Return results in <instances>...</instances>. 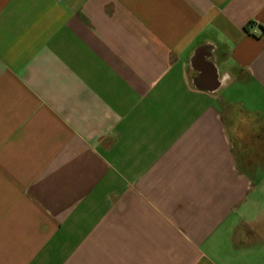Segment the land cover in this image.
Returning a JSON list of instances; mask_svg holds the SVG:
<instances>
[{"label":"crops","instance_id":"crops-1","mask_svg":"<svg viewBox=\"0 0 264 264\" xmlns=\"http://www.w3.org/2000/svg\"><path fill=\"white\" fill-rule=\"evenodd\" d=\"M0 264H264V0H0Z\"/></svg>","mask_w":264,"mask_h":264}]
</instances>
